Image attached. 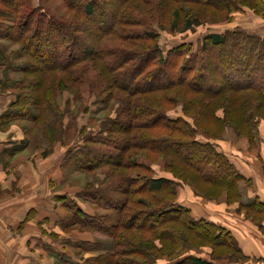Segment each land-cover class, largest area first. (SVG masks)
Returning <instances> with one entry per match:
<instances>
[{"label":"trees","instance_id":"1","mask_svg":"<svg viewBox=\"0 0 264 264\" xmlns=\"http://www.w3.org/2000/svg\"><path fill=\"white\" fill-rule=\"evenodd\" d=\"M60 1L68 12L65 18L49 15L32 0H0V67L9 84L3 90L15 97L11 118L30 124L27 133L35 132L48 147L59 139L62 114L56 100L63 92L78 101L93 93L97 97L93 104L105 108L120 97L115 99L122 105L116 117L108 118L78 149L67 151L63 164L86 176L109 172L103 180L98 175L94 180L107 185L106 190L86 184L80 194L102 214L88 217L77 206L73 213L69 208L71 226L112 240L110 250L90 247L87 252L102 249L91 264H156L161 258L174 264H212L186 254L199 246L213 248L212 260L242 258L229 232L193 221L186 208L176 205L167 180L156 178L133 158L141 154L147 160H165L178 181L204 198H217L224 191L230 202L240 200L239 187L249 189V182L211 143L200 142L197 136L217 140L228 126L253 143L264 117V39L209 34L191 59L184 62L180 46L166 57L175 56L171 63L159 59L157 35L145 26L152 12L148 0ZM160 1L173 8L172 33L179 5L226 15L240 6L263 14L264 5V0ZM192 24L185 19L183 30ZM10 46H20L28 58V63L11 67L12 74L21 75L11 85L5 64ZM179 95L201 103L206 116L200 118L202 124L197 122L194 128L166 115ZM227 98L233 103L224 104ZM220 107L222 118L216 114ZM203 126L206 131L200 130ZM116 178L123 180L116 183ZM245 206L249 215L253 208L264 209L257 201Z\"/></svg>","mask_w":264,"mask_h":264},{"label":"crops","instance_id":"2","mask_svg":"<svg viewBox=\"0 0 264 264\" xmlns=\"http://www.w3.org/2000/svg\"><path fill=\"white\" fill-rule=\"evenodd\" d=\"M242 33L264 38V29H246ZM1 71L0 68V264H81L73 261L72 251L78 249V244L92 242L88 232L71 226L69 208L76 203L88 217L95 215L94 210L73 187L62 184L66 150L60 152L59 139L49 147L43 142L42 152L27 146L26 122L11 118L10 106L15 97L3 90ZM257 128L253 143L233 135L228 128L223 140L216 141L222 145L215 147L216 151L250 184L246 191L239 187L240 200L230 202L224 191L217 198H202L189 186L178 189L175 196L176 205L186 208L193 221H204L229 232L242 258H236V262L212 260L211 249L207 250V258L193 257L212 264H264V209L253 208L250 215L245 211L251 201L264 205V119ZM199 141L207 143L202 138ZM157 264L174 263L164 260Z\"/></svg>","mask_w":264,"mask_h":264},{"label":"rangeland","instance_id":"3","mask_svg":"<svg viewBox=\"0 0 264 264\" xmlns=\"http://www.w3.org/2000/svg\"><path fill=\"white\" fill-rule=\"evenodd\" d=\"M148 1L152 3L150 5L152 6L151 8L152 12L148 16H146L145 26L146 28H149L151 31H153L157 35L155 43L158 46V49L160 52L158 55L160 56L159 59H165L166 61L171 62V63L174 60L173 58H175V56H173L172 60L166 57H168L169 55H174L175 52L177 51L176 48L180 46H184V49L181 52L182 54L183 52L185 53L183 55L184 62L191 59L190 57L192 55H195L194 53L197 52L198 48L201 45L200 43H202L203 38L209 34H217V33L231 34V33H242V30L246 31V29L250 31H260L264 29V5H263V10H262L263 14L255 13L250 7L240 6L236 9L233 8L232 10H230V12H228L227 15L224 13H214L212 11H208L207 9L203 7L194 8L193 6H190V5L188 6L179 5V17L175 20L176 24L173 28L175 31L174 33H172L170 30V25H171V22L173 21V18L171 16V12L173 11V8L165 5L160 0H148ZM238 2H240V0H237V3ZM32 4L35 7L36 5L41 6V8L47 11L49 15L50 13H52L57 18H65L68 14L66 8L62 5L60 0H32ZM250 12L253 14H251ZM188 18H190L193 24L188 29V31H185L183 30V22L185 19H188ZM195 20L199 23L198 26L197 24H195L196 22ZM258 28H262V29L258 30ZM242 34L245 35L244 33ZM260 39H264V38H260ZM8 48L9 49L6 50V54L9 55V58L6 60L5 64H6V68H10L8 70L9 72L8 79L11 85L13 81H19L21 79L20 74L16 75V74L11 73V67H19V65L22 66L25 63H28V58L25 56L24 51L20 49V46L19 47L10 46ZM126 50L131 51V50H134V48L132 49L126 48ZM187 52L190 54L187 55ZM181 60L182 59H180L179 62H182ZM0 68L2 69V71H4L3 67H0ZM2 71H1V75H2ZM2 79L4 80V82L2 83L5 85V87L9 86V84H7L8 82L6 81V79L5 78H2ZM175 92L179 93L180 91L176 90ZM181 92L183 91L181 90ZM96 98H97L96 95L92 93L88 98L83 99V101H78V100H75V97L67 91L63 92V94L57 98L56 104L58 103L61 114H62L61 116L62 122L60 124L61 129L59 133V140L57 141L59 143V148H62L60 152H63L65 150L67 152L70 149L71 150L78 149L82 143V140H84L85 138L99 131L102 128L103 123L108 118L114 119V117H116L117 113L120 112L122 108L121 104L119 105L118 103L115 102V99L120 98V97H115L112 103L106 106V108L100 105H97V104H93V101ZM228 98H231V97H228ZM228 98L225 99L226 102L224 104L233 103L232 99H228ZM181 99L184 101H189L190 104L188 106H185V103L181 101ZM172 101L174 102L173 106L170 108L168 107L165 110L166 115L168 117L174 118V119L181 118L183 121L187 122L190 125V127H194V128L199 123L202 124L201 122L202 119L200 118H205L206 116L203 115L204 112L201 113V103L196 101V98H194L193 96L182 97L181 95H179L176 98H174ZM185 109L188 110L189 112L185 111ZM222 112H223V108L220 107L219 111L216 113L218 114L219 118L223 117L224 114H222ZM193 115H199L198 117L199 119H197L196 121L195 120L196 117H194ZM48 120L52 121L51 116L49 117ZM24 125H25L24 129L26 130V134L28 135L27 146L33 151L40 150L42 152L44 150L43 149L44 143L42 142L43 139L40 140L39 136L35 135V132L27 133V129L30 127V124L24 123ZM224 128L225 129L221 134L222 138L220 137L217 140H220V139L223 140V136L225 135V130L227 128L231 129L230 131L233 135H236V132L233 128H230L228 126ZM200 130L206 131V127L203 126L202 128H200ZM198 137L200 139L202 138L201 136H197V138ZM202 139L206 140V142L208 143L209 142L212 143V145L216 147V149H218V147L219 148L222 147V145L220 146L217 144L216 142L217 140H213L211 138H206V139L202 138ZM45 146L47 147V145ZM45 152L47 153V151ZM133 159L135 161L137 160L141 164L146 165L149 171L153 173L152 175H154L156 178H162V179L167 180L168 182L167 185L171 187L175 193L174 201H175V196H176V193L178 192V189H180L181 187H184V188L187 187L185 182L178 181L174 177L172 172H169L167 170L165 160H162V159L155 160L154 158L149 157V160H150L149 161L145 159V157H141V154L136 155ZM99 172L95 173V175H98L99 180H103L104 176L106 175L108 176L109 174V172L106 175L103 172L102 173H99ZM129 174L135 175L134 172H130ZM95 175L86 176L81 173L78 174L77 172H72L71 168H69V166L66 165L65 170H62V174H61V176L63 177L62 184L64 187H66V185H68L69 187H73L72 189L78 193V196L85 191L84 186L86 184L91 186L93 189L100 188V189L106 190L105 188L107 185L99 186L94 182V180L97 179ZM147 176H151V175H147ZM120 180H123V179L116 178V183ZM76 188L79 190H75ZM240 190L246 191L247 188L241 185ZM169 201H170V198H169ZM75 206L78 207L76 203L75 205H71L70 207L71 208L70 210L72 213L74 212V209H76ZM91 207L92 209H94V213L96 214L103 213L102 209H97L96 207H93V206ZM88 234H89L88 237H90V241L92 243L78 244L77 246L78 249L72 251L74 253L73 261L81 262V264L93 263L91 259L95 258L98 252L102 250V249L96 248L95 252L94 251L87 252L91 248L93 249L94 247L93 245L95 246L97 245L100 248L105 247L106 249L110 250L111 243H112L111 239H108L97 232L96 233L88 232ZM56 236H58L59 238V235H56ZM155 244L157 247H159V244L157 243ZM210 249L212 251L213 248L211 246H202V247L199 246L194 249L189 248L186 254L189 256L194 255V256H200L203 258H207L205 255H207V252H208L207 250H210ZM209 256H211V253L209 254ZM235 259L236 257L228 258L227 260L236 262ZM164 260H168V259L167 258L158 259L156 261V264L159 262H164ZM62 262L66 263L65 261H62ZM67 264H73V263L68 261Z\"/></svg>","mask_w":264,"mask_h":264}]
</instances>
